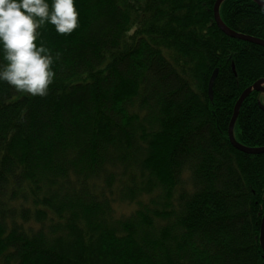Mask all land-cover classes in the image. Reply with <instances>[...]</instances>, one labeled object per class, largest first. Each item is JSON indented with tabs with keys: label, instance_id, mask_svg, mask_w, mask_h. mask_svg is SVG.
<instances>
[{
	"label": "trees",
	"instance_id": "obj_1",
	"mask_svg": "<svg viewBox=\"0 0 264 264\" xmlns=\"http://www.w3.org/2000/svg\"><path fill=\"white\" fill-rule=\"evenodd\" d=\"M215 4L75 0V31L38 29L48 94L0 82V264H264V153L229 140L264 46L223 33ZM220 12L264 39L255 0ZM260 104L253 90L234 125L248 147H264Z\"/></svg>",
	"mask_w": 264,
	"mask_h": 264
},
{
	"label": "clouds",
	"instance_id": "obj_2",
	"mask_svg": "<svg viewBox=\"0 0 264 264\" xmlns=\"http://www.w3.org/2000/svg\"><path fill=\"white\" fill-rule=\"evenodd\" d=\"M54 25L57 33L79 27L75 0H0V82L32 96H46L53 83V55L37 44L38 29Z\"/></svg>",
	"mask_w": 264,
	"mask_h": 264
},
{
	"label": "water",
	"instance_id": "obj_3",
	"mask_svg": "<svg viewBox=\"0 0 264 264\" xmlns=\"http://www.w3.org/2000/svg\"><path fill=\"white\" fill-rule=\"evenodd\" d=\"M225 0H216V4L214 7V13H215V20L216 23H218V25L220 26V28L223 30L224 33H226L228 36H232L238 39H244L247 41H253L255 43H259V44H263L264 45V40H259L256 38H250L249 36L242 34V33H237L234 30H232L230 27H228L225 23H223L221 16H220V6L221 4L224 2ZM259 5L264 6V0H255ZM217 73L218 70H215L213 72V74L211 75V79H210V83H209V94H210V98L213 99V85L217 79ZM253 89L264 93V78L260 79L258 81H256L252 87H249L247 89H245L243 91V93L240 95L239 100L237 101V103L234 106V113H233V119L230 123V127H229V139L231 140L233 146H235L237 149L242 150L243 152H247V153H251V154H260V153H264V147H248V146H244L242 144H240V142L238 140H236L235 135H234V125L237 121V117L240 113V109L241 106L244 102V100L248 97V95L253 91ZM260 107H262V109L264 110V106L262 104H260ZM261 246H263L264 249V217H263V221H262V229H261Z\"/></svg>",
	"mask_w": 264,
	"mask_h": 264
},
{
	"label": "bare ground",
	"instance_id": "obj_4",
	"mask_svg": "<svg viewBox=\"0 0 264 264\" xmlns=\"http://www.w3.org/2000/svg\"><path fill=\"white\" fill-rule=\"evenodd\" d=\"M258 5H259V4H258ZM259 6H260V5H259ZM261 6H262V5H261ZM262 7H264V6H262ZM219 12H220V9H219ZM220 16H221V12H220ZM214 19H215V13H214ZM221 19H222V17H221ZM222 21H223V19H222ZM215 23H216V20H215ZM223 23H225V22L223 21ZM225 24H226V23H225ZM217 25H218V23H217ZM226 25H227V24H226ZM218 26H219V25H218ZM227 26H228V25H227ZM228 27H230V26H228ZM219 28H220V26H219ZM230 28H231V27H230ZM220 29H221V28H220ZM231 29H232V28H231ZM232 30H233V29H232ZM221 31L223 32L222 29H221ZM234 31H235V30H234ZM235 32H237V31H235ZM223 33H224V32H223ZM237 33H239V32H237ZM240 33H241V32H240ZM225 34H226V33H225ZM242 34H245V33H242ZM226 35H227V34H226ZM245 35H247V34H245ZM227 36H228V35H227ZM229 36H230V35H229ZM247 36H249V35H247ZM231 37H232V36H231ZM249 37H250V38H251V37H252V38H256V39H259V40H261V41L264 40V39H260V38H258V37L252 36V35L249 36ZM233 38H235V37H233ZM236 39H238V38H236ZM240 39H241V38H240ZM240 39H239V40H240ZM242 40H244V39H242ZM245 41H247V40H245ZM248 42H250V41H248ZM251 42H253V41H251ZM251 42H250V43H251ZM254 43H255V42H254ZM257 44H259V43H257ZM259 45H261V44H259ZM262 45H263V44H262ZM262 45H261V46H262ZM263 46H264V45H263ZM216 70H218V69H216ZM254 83H255V82H254ZM254 83H253V84H254ZM250 87H252V85H251ZM248 88H249V87H248ZM246 89H247V88H246ZM253 90H255V89H253ZM255 91H257V90H255ZM252 92H253V91H252ZM252 92H251V93H252ZM251 93H250V94H251ZM250 94H249V95H250ZM249 95H248V97H249ZM261 108H262V107H261ZM229 140H230V139H229ZM236 140H237V139H236ZM231 143H232V142H231ZM240 144H241V143H240ZM232 145H233V144H232ZM242 145H243V144H242ZM244 146H245V145H244ZM233 147H235V146H233ZM259 147H260V146H259ZM235 148H236V147H235ZM238 150H239V149H238ZM241 151H242V150H241ZM242 152H243V151H242ZM244 153H245V152H244ZM246 153H247V152H246ZM250 154H251V153H250ZM254 155H255V154H254ZM260 234H261V233H260ZM262 248H263V247H262Z\"/></svg>",
	"mask_w": 264,
	"mask_h": 264
}]
</instances>
